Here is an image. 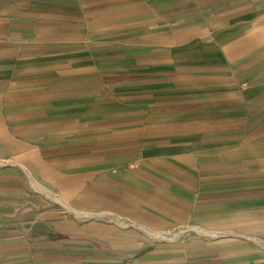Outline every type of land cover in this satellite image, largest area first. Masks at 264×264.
I'll use <instances>...</instances> for the list:
<instances>
[{"label": "crops", "instance_id": "1", "mask_svg": "<svg viewBox=\"0 0 264 264\" xmlns=\"http://www.w3.org/2000/svg\"><path fill=\"white\" fill-rule=\"evenodd\" d=\"M0 264H264V0H0Z\"/></svg>", "mask_w": 264, "mask_h": 264}, {"label": "built area", "instance_id": "2", "mask_svg": "<svg viewBox=\"0 0 264 264\" xmlns=\"http://www.w3.org/2000/svg\"><path fill=\"white\" fill-rule=\"evenodd\" d=\"M133 166H131V168H132Z\"/></svg>", "mask_w": 264, "mask_h": 264}]
</instances>
